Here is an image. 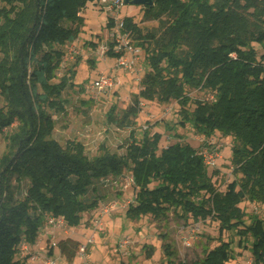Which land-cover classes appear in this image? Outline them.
Segmentation results:
<instances>
[{"label": "trees", "instance_id": "trees-1", "mask_svg": "<svg viewBox=\"0 0 264 264\" xmlns=\"http://www.w3.org/2000/svg\"><path fill=\"white\" fill-rule=\"evenodd\" d=\"M94 1L97 0H4L7 6L0 9V91L8 99L6 112L0 113V133L19 123L11 135V150L0 159V264H28L30 258H17L20 245L25 241L36 244L47 216H63L68 225L77 226L82 214L96 207L95 201L87 200L95 181L121 173L123 162L115 156L89 160L81 152L69 151L56 140L46 139L39 126L41 118H50L44 116L42 106L53 108V98L61 95L76 74L69 70L58 83L52 82L63 59L57 46L78 39L85 23L82 14ZM152 1V6L146 4L145 19L159 22L169 13L173 18L164 30V39L154 34L148 38L139 35L145 39L142 44L133 39L134 26L125 20L134 43L147 53L153 72L145 74L143 89L123 119L131 123L132 117H138L140 99L163 103L177 99L185 105L186 84L223 90V95L227 92L224 89L235 88L233 100H219L241 106L232 114L250 135L249 148L242 150L243 155L237 151L242 157L238 165L251 187L248 192L264 201V55L258 58L251 46L264 45V0ZM144 43H148L146 50ZM184 46L187 50H182ZM115 111L116 106H112L109 118ZM184 116L183 125L192 123L205 137L223 130L211 112L201 110ZM151 139L144 140L142 146L154 154L161 135L154 133ZM152 163L161 183L149 189L146 174L136 176L134 181L140 186L137 206L128 212L164 214L171 206L183 208L187 214L192 210L201 212V205L195 207L190 200L191 195L209 189L207 167L197 150L176 144L161 157H154ZM13 179L30 182L24 198H14ZM193 179L198 186L184 191L181 185ZM240 185L235 180L227 187L228 199L234 205L218 210L220 232L242 225L238 234L253 237L252 255L256 262L264 264V220L252 219L249 226L241 222L237 205L245 194L237 191ZM231 218H235L234 224ZM78 247L72 239L58 243L61 253L71 262ZM230 259V243L222 242L202 257L190 261L170 259L168 264H228Z\"/></svg>", "mask_w": 264, "mask_h": 264}, {"label": "rangeland", "instance_id": "rangeland-1", "mask_svg": "<svg viewBox=\"0 0 264 264\" xmlns=\"http://www.w3.org/2000/svg\"><path fill=\"white\" fill-rule=\"evenodd\" d=\"M99 1L89 2L82 14L85 23L78 39L57 46L63 52V59L56 79L52 82L58 83L69 70L76 74L69 79L70 83L61 95L53 98V108L42 106L44 116L48 115L50 118H41L39 126L46 139L56 140L69 151L81 152L89 160L105 155L115 156L123 162L122 170L119 174H110L95 181V188H90L87 200L95 201L96 207L84 212L77 226L66 224L62 229L41 232V239L38 237L36 241L40 244L37 250L46 256L43 257L44 261L61 256L57 264H168L170 259L190 261L198 256L202 257L205 252L213 250L222 242H229L231 259L228 264H262L256 262L252 255L250 248L253 237L242 238L238 234L243 226L239 229L238 226H232L220 232L222 223L217 217L219 209L223 210L222 207L228 204L234 205V202L228 199L227 187L238 180L241 185L237 191L240 195L245 194L244 200L237 205L241 222L249 226L252 219L264 220V201L256 194L248 192L251 187L246 184L245 173L238 165L242 157L237 151L243 155L242 150L249 148L250 135L243 129L242 122L235 120L232 114L234 110H240L241 106L239 103L234 104V101L222 103L219 100H233L235 88L224 89L227 92L224 91L223 95V90L195 88L186 84L184 93L188 95V100L185 105L177 99L166 103L157 99H140V114L137 118L132 117L131 123H127V120L123 119L127 118L126 110L134 104L135 96L143 89L142 80L145 74L153 72L146 59L147 53L143 51L140 79H137V74L119 73L120 85L115 93H108L99 100L89 99L84 92L85 85L102 73L110 74L115 63L114 58L101 56L98 52L101 41L108 38L109 19V15L102 11ZM5 6L7 5L4 0H0V9ZM146 10V5L131 4H123L121 9L120 18L128 20V23L134 26L132 37L141 44L145 39H141L139 35L148 38L154 34L157 39H164V30L173 18L172 13H169L159 22L147 20ZM71 45L79 48L80 55L75 56L74 60L64 62ZM143 45L146 50L148 43ZM251 46L256 50L258 58L264 55V45L252 43ZM183 49L187 50V47L184 46ZM2 59L3 54L0 51V62ZM165 64L164 62L163 65ZM7 104L6 95L0 91V113L6 112ZM112 106H116V111L113 117L109 118ZM201 110L211 112L217 117L223 130H216L214 135L208 138L199 134L192 123L183 125L185 113L195 114ZM18 124L17 121L13 127L0 133V159L11 150V135ZM154 133H159L161 139L158 149L154 154H149L142 143L147 139L152 140ZM145 135L148 136L145 138ZM205 142L207 145L203 146ZM176 144H187L196 149L199 155L205 149L213 151L216 146H220V157H215L213 167L206 165L209 189L200 190L190 196L195 207L201 205V212L192 210L187 214L185 209L171 206L165 209L164 214L129 213V209L137 206L136 197L140 186L137 180L129 185L128 179L132 175L136 178L146 174L147 187H158L161 179L153 171V158L161 157L166 149ZM185 184L181 185L184 191H189V186H198L196 179ZM29 186L28 180L19 182L13 179L14 198H24ZM253 188H256V185H253ZM112 203H117L123 209L105 215L101 220L102 226H95L98 211ZM231 222L234 224L235 218H231ZM66 239L78 242L79 247L87 243L88 239H93V243L88 245L85 258L78 255V247L76 257L71 262L58 248V243ZM123 240L129 242L125 256L113 252ZM25 244L28 250L22 253L21 248ZM166 248L170 251L166 252ZM36 251L28 242H22L17 258H31L38 255ZM28 264L44 262L29 259Z\"/></svg>", "mask_w": 264, "mask_h": 264}, {"label": "built area", "instance_id": "built-area-1", "mask_svg": "<svg viewBox=\"0 0 264 264\" xmlns=\"http://www.w3.org/2000/svg\"><path fill=\"white\" fill-rule=\"evenodd\" d=\"M186 2L188 0H180ZM102 11L109 15L110 25H108V38L101 41L99 52L101 56L114 58V66L110 74L102 73L92 82L88 83L84 87L85 94L88 95L89 99L99 100L105 97L108 93H115L120 85V79L118 78L119 73H133L137 74V79H140L142 75L140 66L142 63L143 49L136 46L130 32L126 28V21L121 17V9L124 4V0H100L99 1ZM80 55L79 48L75 45H71L67 51L64 62L74 60L75 56ZM264 65V63H263ZM220 146L211 151L205 149L201 152V156L204 158L205 164L213 167L215 163V157H220L219 154ZM134 176L132 175L128 179V184H134ZM121 208L117 203L107 205L105 208L98 211L95 220V226H102V218L105 215H110L112 212H118ZM66 220L63 216L49 215L44 220L42 227V233H46L50 229L64 228L66 226ZM93 243V239H88L87 243L79 247L78 255L82 258L87 256L88 245ZM56 246V244H54ZM129 245L128 240H123L117 247L114 248L113 252L116 254L126 255V250ZM22 253L28 250V246L25 244L21 248ZM21 258H24L21 257ZM61 259L58 256L56 259H50L44 261V264H57ZM30 260L39 262L42 258L38 255L31 256ZM86 264H88L86 262ZM90 264V263H89Z\"/></svg>", "mask_w": 264, "mask_h": 264}, {"label": "water", "instance_id": "water-1", "mask_svg": "<svg viewBox=\"0 0 264 264\" xmlns=\"http://www.w3.org/2000/svg\"><path fill=\"white\" fill-rule=\"evenodd\" d=\"M124 4H131V5H137V6H144L148 4L152 6L153 1L152 0H124Z\"/></svg>", "mask_w": 264, "mask_h": 264}, {"label": "crops", "instance_id": "crops-1", "mask_svg": "<svg viewBox=\"0 0 264 264\" xmlns=\"http://www.w3.org/2000/svg\"><path fill=\"white\" fill-rule=\"evenodd\" d=\"M84 28V27H83ZM99 52V50H98ZM100 53V52H99ZM40 236V235H39ZM41 239V237H39ZM41 241V240H40ZM39 243H36L35 245H29L31 248L35 249V251L37 250V248L39 247ZM38 253V255L41 256L42 260L40 262H44L43 257H46L45 255H43L41 252H39L38 250L36 251ZM56 254V253H55Z\"/></svg>", "mask_w": 264, "mask_h": 264}]
</instances>
